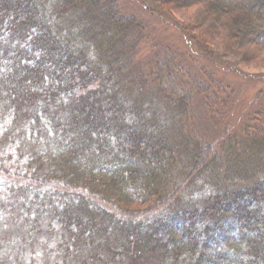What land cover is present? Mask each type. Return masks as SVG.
<instances>
[{
	"label": "trees",
	"instance_id": "16d2710c",
	"mask_svg": "<svg viewBox=\"0 0 264 264\" xmlns=\"http://www.w3.org/2000/svg\"><path fill=\"white\" fill-rule=\"evenodd\" d=\"M142 2L197 7L186 30L223 34L244 57L264 50V0ZM141 29L113 0H0V139L13 162L0 161L22 172L20 225L52 221L110 263L264 264V123L214 148L191 124L192 95L212 83L190 82L172 57L137 65ZM98 202L143 210L121 219Z\"/></svg>",
	"mask_w": 264,
	"mask_h": 264
},
{
	"label": "rangeland",
	"instance_id": "374dc122",
	"mask_svg": "<svg viewBox=\"0 0 264 264\" xmlns=\"http://www.w3.org/2000/svg\"><path fill=\"white\" fill-rule=\"evenodd\" d=\"M113 1L118 13L131 17L142 28L144 35L135 58L137 65L148 66L157 58L161 66L168 68V60L172 57L185 77H191L190 82L194 79L195 83H212L215 89L211 92L192 95V129L197 130L205 141L217 148L228 136L241 137L246 126L264 123V50H257L249 58L244 57L242 51L234 53L226 49L223 34L206 38L198 30H186L183 24H188L190 18L192 20L190 16L196 15L197 7L187 12L164 14L150 11L142 0ZM209 104H219L218 113L212 116ZM4 140L0 139V160L9 158L12 163L13 157L6 154L9 148ZM39 145L35 150H47L43 144ZM3 168L0 161V264H171L154 253L140 257L130 253L127 258L124 256L110 263L104 257H94L88 247L90 255L86 254L80 243L70 244L67 235L52 221H45L39 230L29 234L19 223L21 185L11 183L18 180L22 172L15 167L7 171ZM100 205L121 219L130 216L138 221L143 210L135 204L127 209L128 213H134L127 214L120 213L116 206L104 202ZM110 235L108 233V237Z\"/></svg>",
	"mask_w": 264,
	"mask_h": 264
}]
</instances>
